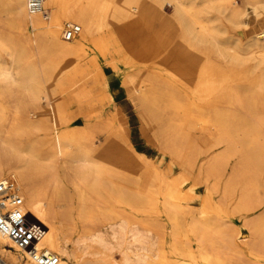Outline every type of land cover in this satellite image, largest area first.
Instances as JSON below:
<instances>
[{"label": "bare ground", "instance_id": "bare-ground-1", "mask_svg": "<svg viewBox=\"0 0 264 264\" xmlns=\"http://www.w3.org/2000/svg\"><path fill=\"white\" fill-rule=\"evenodd\" d=\"M42 1L31 13L26 0H0V182L14 178L43 230L31 252L0 233V264H38L40 251L57 264H246L258 256L264 214L242 236L212 190L195 209L185 203L192 190L136 155L120 108L103 122L102 149L92 126L74 127L68 110L99 90L109 96L106 66L133 71L124 83L143 134L177 155L180 144L203 148L198 173L213 176V190L238 156L222 197L241 178L236 207L255 209L264 193V0ZM66 24L79 27L70 40Z\"/></svg>", "mask_w": 264, "mask_h": 264}, {"label": "rangeland", "instance_id": "rangeland-1", "mask_svg": "<svg viewBox=\"0 0 264 264\" xmlns=\"http://www.w3.org/2000/svg\"><path fill=\"white\" fill-rule=\"evenodd\" d=\"M237 1L239 4H241V0ZM163 8H166L164 11L167 15L172 11V7L168 4H164ZM213 14L216 18L215 23L218 28H227V32L229 34H233V31H230L232 28H230V25L228 26L226 20L215 12ZM3 18L1 20H3ZM222 21H225V23ZM0 23L2 24V22ZM1 24L0 30L5 32V27L4 25H2V27ZM64 26L65 25H63V28ZM172 33L176 34L174 30H172ZM106 67L107 93L109 96H104L102 90H99L95 94V101L81 103L78 106L69 109L68 113L73 126L76 128H81L86 123L90 124L93 129V136L97 142V147L99 146L98 149H102L105 147L106 142L105 134H103L102 131L103 122L105 118L108 117L113 111H115L117 108H120L126 115L130 128V140L136 155L142 157L147 163H155V165L158 166L162 171L166 172L168 177L178 178L181 181V189L183 191L192 190L195 193L194 199L185 203L191 207H194L195 209L201 205V198L206 190H212L214 204H224L225 219L232 225L236 226L241 231L242 236H247L249 234L248 226L250 223H252L254 220H257L264 214V193H260V205L248 212L243 210L240 211L236 207L241 189V178L235 181V188L233 192L229 194V199L228 196L226 197L227 199L222 197L223 187L231 174V169L234 168L238 160V156L229 158L226 170L224 174L221 175L217 188L213 190V176L207 177L205 176L204 172L202 174L198 173V167L200 164H204L207 159H204L207 156V153L203 150V148L197 146L196 148L192 149L191 147H188L184 144H180V154L177 155L172 151L170 143H168L166 140H149L148 136L150 135L143 134L141 131V108L137 101L129 94L124 83L125 77L135 75L134 72L130 70L125 72V69L122 67H120L118 71L113 70L111 67ZM87 114L91 115V118L88 121L84 119ZM25 143L26 140L20 141L21 145H24ZM184 158L190 160L192 158L195 160L192 168L183 167L182 160ZM7 178L13 177L8 176L5 179ZM257 237L259 236L257 235ZM261 237H264V233ZM250 239L251 238L249 237L244 242L247 243L250 241ZM263 243L264 241L261 244H257L258 246L255 244L257 246L256 250L258 252V256H252L250 259H246V264H264ZM248 246H246V249L250 250L251 247Z\"/></svg>", "mask_w": 264, "mask_h": 264}, {"label": "built area", "instance_id": "built-area-1", "mask_svg": "<svg viewBox=\"0 0 264 264\" xmlns=\"http://www.w3.org/2000/svg\"><path fill=\"white\" fill-rule=\"evenodd\" d=\"M31 13H39L43 8L42 0H26ZM79 32L76 25L66 24L63 38L70 40ZM0 233L9 236L21 250L31 252L42 236V227L31 223L23 208V198L18 192L16 181L7 178L0 182ZM38 264H57L55 254L40 251L33 256Z\"/></svg>", "mask_w": 264, "mask_h": 264}]
</instances>
